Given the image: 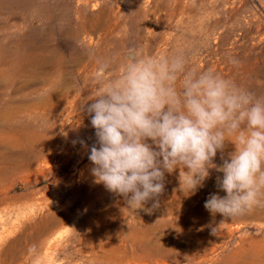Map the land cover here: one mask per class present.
<instances>
[{
  "label": "rangeland",
  "instance_id": "1",
  "mask_svg": "<svg viewBox=\"0 0 264 264\" xmlns=\"http://www.w3.org/2000/svg\"><path fill=\"white\" fill-rule=\"evenodd\" d=\"M61 3L81 9L87 30L37 33L41 22L22 13L0 21V264H264V207L221 223L204 208L222 173L211 170L195 194L178 170L166 173L160 207L134 210L93 183L79 143L96 141L81 109L97 91L98 58L118 74L129 50L179 55L189 69L255 92L264 82V0ZM233 150L228 143L225 157ZM210 224H219L214 235Z\"/></svg>",
  "mask_w": 264,
  "mask_h": 264
},
{
  "label": "clouds",
  "instance_id": "2",
  "mask_svg": "<svg viewBox=\"0 0 264 264\" xmlns=\"http://www.w3.org/2000/svg\"><path fill=\"white\" fill-rule=\"evenodd\" d=\"M96 63L97 91L81 109L96 141L90 147L79 141L93 183L128 208L151 212L160 207L166 173L178 170L180 186L195 194L215 170L222 173L218 192L204 203L213 219L219 214L221 223L264 207V96L211 69H189L179 55L129 50L118 74L107 60ZM228 143L234 150L225 157ZM218 225H209L213 235Z\"/></svg>",
  "mask_w": 264,
  "mask_h": 264
},
{
  "label": "bare ground",
  "instance_id": "3",
  "mask_svg": "<svg viewBox=\"0 0 264 264\" xmlns=\"http://www.w3.org/2000/svg\"><path fill=\"white\" fill-rule=\"evenodd\" d=\"M62 1L61 0H0V21L1 20H3V21L5 20L3 18L4 17L3 16L4 12H7V16L8 17H10V16L13 17L16 14L18 15L19 13L20 14L22 13L24 15V18H23L24 20H26L25 16H27V14H30L31 15L30 19H33V17H34V18H37L41 22L42 27L34 25L36 27L34 30L37 31V33L40 32L41 29H43L44 27L48 28L47 32H49V34L52 35V36L55 33L60 34V35L63 34L66 31V26L74 27V29H75L77 34H78V32L80 33V32H84L85 30H87L86 26H85V24L83 22V19H82V15H81L82 13L80 11L81 9L79 7H77L75 9V12H77V13L73 14V13H71L70 4H65L64 5V4L61 3ZM58 8L61 9L62 11L60 12L58 10V12H57ZM19 16L21 17V15H19ZM32 22H33V20H32ZM90 23H92V22L90 21ZM9 24H11V23H9ZM92 24H94V23H92ZM88 28H90V27L88 26ZM10 29H11V27H10ZM11 31H12V29H11ZM2 34H3V32H2ZM7 34H9V33H7ZM14 34H11V35L13 36ZM18 34H19V32H18ZM74 35H76V34H74ZM4 36H5V34H4ZM18 36H20V35H18ZM5 37H4V40L6 39ZM8 37H7V39H8ZM1 38H2V36H1ZM41 65H42V63H41ZM254 91H255L257 96L258 95H264V82H262L260 80L259 83L257 84L256 89ZM143 230H144V228H143ZM158 249H159V247H158Z\"/></svg>",
  "mask_w": 264,
  "mask_h": 264
}]
</instances>
